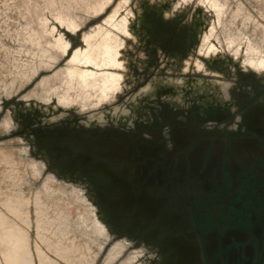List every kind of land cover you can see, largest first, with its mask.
I'll use <instances>...</instances> for the list:
<instances>
[{
    "label": "water",
    "instance_id": "obj_1",
    "mask_svg": "<svg viewBox=\"0 0 264 264\" xmlns=\"http://www.w3.org/2000/svg\"><path fill=\"white\" fill-rule=\"evenodd\" d=\"M192 1L141 0L136 28L129 17L117 9L115 14L111 11L104 22L112 27L102 25L90 31L116 28L138 48L126 50L125 40L111 32L122 43L119 65L111 69L79 66L121 76L114 97L98 106L83 107L77 101L60 99L61 87L62 94L53 106L36 108L20 115L18 121L30 153L40 161L32 165L40 173L43 168L48 171L45 181L51 176L50 185L61 183L57 188L51 186L57 190L54 196L71 204L72 223L81 212L88 222L97 220L104 228L103 251L122 242L125 255L140 251L133 264H204L199 242L170 236L179 229L173 228L159 208L158 179L152 168L161 159V151L179 149L175 138L188 133L187 122L193 126L196 121L201 125L215 121L220 105L229 99L228 83L223 82L228 73H261L228 51L200 52L215 12L199 0L193 5ZM119 20L127 24L126 31L116 27ZM78 26L70 28L78 30ZM84 35L79 46L71 50L69 45V55H61L68 56V63L75 50L85 48ZM68 96L76 98L73 91ZM74 233L80 234L79 230Z\"/></svg>",
    "mask_w": 264,
    "mask_h": 264
},
{
    "label": "rangeland",
    "instance_id": "obj_2",
    "mask_svg": "<svg viewBox=\"0 0 264 264\" xmlns=\"http://www.w3.org/2000/svg\"><path fill=\"white\" fill-rule=\"evenodd\" d=\"M197 1L193 0L192 5ZM140 2L0 0V264H7L1 236L7 237L11 254L17 249L10 240L23 242L27 253L19 254L20 264H133L138 258L140 251L125 255L126 245L122 242L103 251L100 238L104 228L97 220L88 222L83 212L72 223L71 204L62 196H54L61 183H51L52 187L51 176L45 181L48 171L43 168L40 173V168L32 165L40 161L30 153L18 121L20 115L36 108L53 106L62 94L61 87L64 92L60 99L77 101L83 107L98 106L113 98L121 87V76L83 70L79 64H94L101 69L118 66L122 43L113 34L125 40L126 50L138 48L116 28H110L113 34L101 27L90 30L102 25L112 27L104 18L115 9L138 27ZM199 2L215 12V22L204 34L200 52L209 55L228 51L235 58L241 56L244 65L264 72V0ZM69 25H79L78 30ZM116 27L127 30L124 20H119ZM83 35L85 48L75 50L68 63V56L61 55L67 53L69 45L71 50L79 46ZM72 91L76 98L68 96ZM77 230L79 235L74 233ZM89 240L99 250L93 249Z\"/></svg>",
    "mask_w": 264,
    "mask_h": 264
},
{
    "label": "flooded vegetation",
    "instance_id": "obj_3",
    "mask_svg": "<svg viewBox=\"0 0 264 264\" xmlns=\"http://www.w3.org/2000/svg\"><path fill=\"white\" fill-rule=\"evenodd\" d=\"M224 78L215 121L187 122L179 149L160 152L156 199L179 229L170 236L199 242L204 264H264V72Z\"/></svg>",
    "mask_w": 264,
    "mask_h": 264
},
{
    "label": "bare ground",
    "instance_id": "obj_4",
    "mask_svg": "<svg viewBox=\"0 0 264 264\" xmlns=\"http://www.w3.org/2000/svg\"><path fill=\"white\" fill-rule=\"evenodd\" d=\"M12 172V171H11ZM5 217L7 218V216L5 215ZM12 228V227H11ZM15 230V228H14ZM6 231V230H5ZM10 234V233H9ZM22 234V233H21ZM2 238V246H1V251L2 254L4 256L5 262L7 264H20L21 260L18 258L20 253H27L26 251V247L23 244V242L16 240L15 238H12L10 240V244L13 245L14 249L16 253H12L10 252V250L8 249V245H7V237L5 236H1ZM14 259V260H13Z\"/></svg>",
    "mask_w": 264,
    "mask_h": 264
}]
</instances>
